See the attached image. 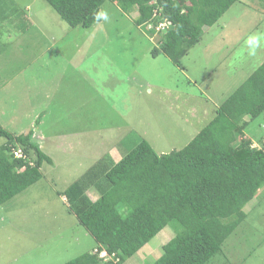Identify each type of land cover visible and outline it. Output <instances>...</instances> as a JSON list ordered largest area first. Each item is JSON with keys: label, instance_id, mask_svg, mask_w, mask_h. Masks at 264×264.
<instances>
[{"label": "rangeland", "instance_id": "rangeland-1", "mask_svg": "<svg viewBox=\"0 0 264 264\" xmlns=\"http://www.w3.org/2000/svg\"><path fill=\"white\" fill-rule=\"evenodd\" d=\"M12 3L17 11L0 22V127L32 126L53 163L0 205V264H63L96 243L57 192L101 157L117 162L142 139L158 152L181 148L207 125L264 62V0H237L204 27L183 68L153 56L158 35L149 39L110 0L99 9L107 19L89 28L70 26L46 0ZM244 119L243 137L258 142L264 110ZM244 208L246 219L207 264H264V186ZM174 234L167 225L123 264L153 263Z\"/></svg>", "mask_w": 264, "mask_h": 264}, {"label": "trees", "instance_id": "trees-1", "mask_svg": "<svg viewBox=\"0 0 264 264\" xmlns=\"http://www.w3.org/2000/svg\"><path fill=\"white\" fill-rule=\"evenodd\" d=\"M70 26L89 28L105 0H46ZM134 14L151 39L150 52L182 59L237 0H110ZM16 4L0 0V22ZM17 11V10H16ZM23 16L21 11L14 17ZM264 110V62L216 108V115L184 146L156 151L142 139L119 161L100 158L57 194L93 237L105 258L85 252L63 264H123L167 225L175 234L151 264H207L246 219L245 205L264 186V143L245 135V116ZM33 130L13 134L0 127V205L22 193L51 163ZM257 146H252L253 143ZM14 150L22 155L15 156ZM99 193L96 199L89 189ZM145 264V263H144Z\"/></svg>", "mask_w": 264, "mask_h": 264}, {"label": "crops", "instance_id": "crops-1", "mask_svg": "<svg viewBox=\"0 0 264 264\" xmlns=\"http://www.w3.org/2000/svg\"><path fill=\"white\" fill-rule=\"evenodd\" d=\"M14 86V85H13ZM211 102V104L213 105V106H215L213 103H212V101H210ZM218 106V105H217ZM31 124V123H30ZM32 127V126H31ZM31 127L29 128V130L31 129ZM25 132V131H24ZM23 132V133H24ZM27 132V131H26ZM42 137H43V135L40 133V131H39V133L37 132V134L35 135V138H37L38 140H39V142H41L40 140L42 139ZM41 148L44 150V148L41 146ZM45 152V151H44ZM46 153V152H45ZM48 155V154H47ZM51 158V157H50ZM114 161V160H113ZM52 163H53V161H52V159H51V163H49V165H52ZM41 168V167H40ZM40 171H42V169L40 170ZM92 191V190H91ZM98 193V192H97ZM90 195V194H89ZM99 195H97L96 197H92L91 195H90V197L92 198V199H96L97 197H98ZM65 197L64 196H62V200H65L64 199ZM65 203V202H64ZM65 205H66V203H65ZM245 209V208H244ZM68 215H71L70 213H68ZM95 247H93L92 248V250L94 249Z\"/></svg>", "mask_w": 264, "mask_h": 264}, {"label": "clouds", "instance_id": "clouds-1", "mask_svg": "<svg viewBox=\"0 0 264 264\" xmlns=\"http://www.w3.org/2000/svg\"><path fill=\"white\" fill-rule=\"evenodd\" d=\"M97 18H104V19H107V15H106L105 13L101 12V13H99V14L97 15ZM254 143H255V142H254ZM92 251L95 252V253H97L99 257H103V258H105V257L107 256V252H106V250H104V249H102V250H97L96 248H94ZM102 252H104V254H101Z\"/></svg>", "mask_w": 264, "mask_h": 264}, {"label": "built area", "instance_id": "built-area-1", "mask_svg": "<svg viewBox=\"0 0 264 264\" xmlns=\"http://www.w3.org/2000/svg\"><path fill=\"white\" fill-rule=\"evenodd\" d=\"M262 128H263V132H264V126ZM262 142L264 143V134H263V137H262ZM252 146H257V144L255 143ZM14 155L19 157V156L22 155V153H21L20 150H14ZM101 254H104V252H102Z\"/></svg>", "mask_w": 264, "mask_h": 264}]
</instances>
